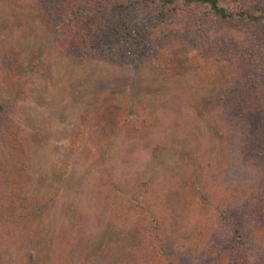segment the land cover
Returning a JSON list of instances; mask_svg holds the SVG:
<instances>
[{"label":"rangeland","instance_id":"rangeland-1","mask_svg":"<svg viewBox=\"0 0 264 264\" xmlns=\"http://www.w3.org/2000/svg\"><path fill=\"white\" fill-rule=\"evenodd\" d=\"M104 3L0 0V264H262L264 111L238 99L264 108V26L183 12L143 49L72 21Z\"/></svg>","mask_w":264,"mask_h":264},{"label":"trees","instance_id":"trees-1","mask_svg":"<svg viewBox=\"0 0 264 264\" xmlns=\"http://www.w3.org/2000/svg\"><path fill=\"white\" fill-rule=\"evenodd\" d=\"M104 4L100 5L98 10H91L92 13L89 9L84 11L86 9L82 8L81 11L77 7L74 8L72 21H76L78 26L80 25V28L86 31L87 35L101 31L99 26L110 29V27L115 28L119 24H128L126 30L128 34L126 36L135 37L137 34L138 37L142 32L141 37H139V45L143 49L149 40L148 36L153 35L155 32L166 34V30L163 31L161 27L164 26L169 29L173 28V25L182 23L178 19V14L183 12L196 13L198 18L187 20L186 26L196 33H201V35L206 30L202 35L203 39L207 36V31L208 34H211V37L215 35L219 40L226 38L225 32L219 30L225 24L231 22L264 26V0H255L254 5L251 6L248 5L247 0H105ZM210 23L212 28H209ZM213 25L220 26L217 32L213 30ZM251 53L255 56L258 52L254 53L252 50ZM259 53L262 55L264 52ZM245 54H247L246 49L241 53V56L233 55L235 63L239 62L245 66V61L242 58ZM228 58L231 59V56L229 55ZM262 64L264 66V62ZM261 72L264 75V68L261 69ZM258 89H264V84H260ZM261 98H263L261 100L264 103V97ZM223 99L221 98L220 101ZM250 99L251 96H239L238 101L242 104V112L239 114V118L243 116L249 118L252 114L264 111L262 107L247 106L253 104L249 103ZM257 129L259 130L253 132L256 135L255 137H264V127ZM243 152L251 155L256 160H264V143L252 144L248 142L244 144ZM248 203L251 204L250 210H246V204ZM244 205L245 211L243 213L247 214V218L255 225L254 231L256 234L258 233L257 236L260 238L261 245L259 248L264 255V191L262 193L252 191L249 198L245 199ZM239 239H241V236H239ZM262 264H264V260Z\"/></svg>","mask_w":264,"mask_h":264}]
</instances>
